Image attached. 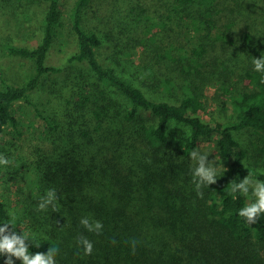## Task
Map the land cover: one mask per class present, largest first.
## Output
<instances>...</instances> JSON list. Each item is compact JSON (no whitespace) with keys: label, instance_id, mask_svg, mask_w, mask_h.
I'll use <instances>...</instances> for the list:
<instances>
[{"label":"trees","instance_id":"1","mask_svg":"<svg viewBox=\"0 0 264 264\" xmlns=\"http://www.w3.org/2000/svg\"><path fill=\"white\" fill-rule=\"evenodd\" d=\"M17 1L45 10L38 30L23 14L26 32L34 31L30 46L1 38L22 25L16 15L0 22V143L13 129V153L32 172L33 189L14 190L10 203L0 167V223L15 212L17 234L34 233L40 245L29 240V252L58 246L56 264H264V214L249 226L238 216L248 198L230 194L231 182L248 173L264 181V73L252 63L264 53L263 18L239 31L243 0H120L111 30L94 10L101 0H75L68 61L78 74L60 86L61 68L48 57L64 36L62 0ZM227 45L235 49L228 61ZM104 49L114 56L102 59ZM3 57L18 67L7 70ZM41 89L59 96L57 108ZM16 106L30 116L29 136ZM172 121L183 127L174 138ZM245 133L250 147L236 137ZM211 140L217 182L201 196L190 153ZM52 188L55 208L38 211ZM82 217L100 221L101 234L89 233ZM80 236L93 243L91 255Z\"/></svg>","mask_w":264,"mask_h":264},{"label":"rangeland","instance_id":"2","mask_svg":"<svg viewBox=\"0 0 264 264\" xmlns=\"http://www.w3.org/2000/svg\"><path fill=\"white\" fill-rule=\"evenodd\" d=\"M2 1V4L0 6V22H6V17L10 16L9 14L12 13V15H16L19 21H22V25L20 27L12 26V27H7L4 29L2 39L5 41H9L14 44L18 45H23V46H30V43L32 40H34L33 32H26L24 26L27 28V24L29 23L28 20L23 21V14L30 15L31 19L37 23V30H38V25L40 24L42 20V16L44 13V6L39 4L37 1L30 3L29 1H20L18 2L17 0H10V6H5L4 5V0ZM75 0H62L61 2V9L63 13V18H62V24L63 28L65 29L64 31V36H61L56 42H54L52 46V51L49 54L48 57V64L50 65H55L61 68V72L56 75L55 81L57 85H65L66 79L70 78L73 74L77 73L76 67L78 65H74L68 61L69 55L72 53L74 46L73 43H70L69 38H68V31L70 28V23L68 19V15L70 13V10L73 6ZM153 5H162L163 0H150ZM101 3H104L102 7H99V9L94 8L95 11L98 12L97 17L98 20L102 19V21L107 20L109 21V25L106 26L107 29L112 30V20H111V15L115 14L116 15V9L119 10L117 4L120 2V0H112V6H107L106 1H100ZM242 7L241 11H244L243 16L241 15V19L239 22V31L244 30L246 31V21L248 23L249 20H253L255 17L263 18L264 20V5L261 0H243L241 2ZM120 5V4H119ZM95 6V5H94ZM96 7V6H95ZM123 7L126 9L127 6L123 5ZM123 8V9H124ZM106 13V14H105ZM11 17V16H10ZM245 17V18H244ZM106 18V19H105ZM249 19V20H248ZM88 23H93L92 20H88ZM37 33V32H36ZM37 33V37H38ZM235 51L234 47L232 46H226L224 50V55L223 57L225 58L226 61L229 60V55H231ZM101 58L106 59L109 57H113L114 53L112 50L108 51L106 49L102 50ZM3 64L7 70H12L13 67H18V63L15 59H10L3 57L2 58ZM78 74V73H77ZM56 85V86H57ZM55 86V85H53ZM56 90L55 88H53ZM213 92V89H210ZM209 92L211 93V91ZM41 96V98L46 99L45 102L49 101L51 104L50 106L56 107L58 106L59 103V96L56 94L55 96L49 95L48 93L44 92L43 89L40 90V92L37 94ZM65 96V94H63ZM15 115L20 121L19 129L26 133L25 135L29 136L30 131V123L29 121V115L26 114V111L22 106H16L15 107ZM29 127V128H28ZM182 125L176 124V128H171V133L170 137L174 138L175 137V131L176 129H182ZM179 132V131H177ZM237 139L241 142V144L244 147L249 146V142L251 141V137L248 133L245 134H239L236 136ZM16 134L13 129H10L7 134L3 136V142L0 143V153L4 154L8 159H9V165L5 168L2 167L6 171V175L3 177V184L1 188V194L8 200L10 203H12V193L14 190L22 191L25 190L27 192L32 191L31 186V180L33 179L32 172L23 169L22 163L19 160V158L13 153L14 151V144L16 142ZM214 140L209 141L208 143H205L201 146L199 152L201 154H206L209 155L208 159L209 162L214 161L215 159L213 156L215 155V148H214ZM250 147V146H249ZM248 202L251 201V197H247Z\"/></svg>","mask_w":264,"mask_h":264},{"label":"clouds","instance_id":"3","mask_svg":"<svg viewBox=\"0 0 264 264\" xmlns=\"http://www.w3.org/2000/svg\"><path fill=\"white\" fill-rule=\"evenodd\" d=\"M254 71L264 73V53L260 58L252 60ZM264 83V79L261 80ZM170 128H176L175 121L169 125ZM186 135H191V129L185 128ZM209 155L201 154L198 150L193 149L190 158L196 162V166L192 170L193 183L198 195H203L201 189L209 187L217 182V167L214 166L215 161L209 162ZM9 159L0 153V167H7ZM230 194H237L244 197H251V201L238 210V216L244 220L246 224H256L261 214H264V181L254 179L248 173L243 179L231 182ZM57 192L54 188L49 189L45 196L41 197L38 204V211H47L49 206L55 208L57 202ZM18 217L15 212H9L7 219L0 223V256L5 257L4 264H15V260H19L22 264H56V256L59 253L58 246L49 247L46 253L37 252L32 254L29 252V243L31 240L35 247L36 234H29L22 231L17 234L15 228L17 226ZM80 224L89 232L97 235L101 234L103 225L100 221H91L88 217H82ZM78 246L83 248L85 255H91L93 251V243L86 237L77 238ZM135 250V242H133V251ZM15 258V260L13 259Z\"/></svg>","mask_w":264,"mask_h":264}]
</instances>
